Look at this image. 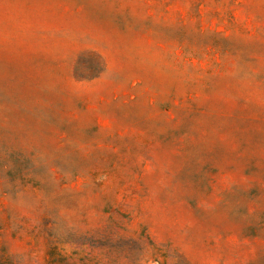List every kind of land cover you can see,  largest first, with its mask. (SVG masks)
<instances>
[{
  "label": "rangeland",
  "instance_id": "374dc122",
  "mask_svg": "<svg viewBox=\"0 0 264 264\" xmlns=\"http://www.w3.org/2000/svg\"><path fill=\"white\" fill-rule=\"evenodd\" d=\"M0 264H264V0H0Z\"/></svg>",
  "mask_w": 264,
  "mask_h": 264
}]
</instances>
